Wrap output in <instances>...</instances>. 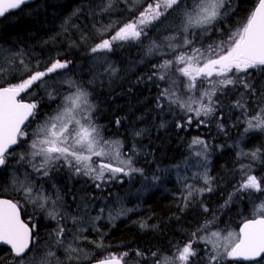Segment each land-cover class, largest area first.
I'll return each instance as SVG.
<instances>
[{
	"label": "snow or ice",
	"instance_id": "1",
	"mask_svg": "<svg viewBox=\"0 0 264 264\" xmlns=\"http://www.w3.org/2000/svg\"><path fill=\"white\" fill-rule=\"evenodd\" d=\"M121 0H99L89 13L93 19L96 15L111 14ZM128 11L126 22L110 21L107 25L96 28L98 43L89 48L94 56V63L103 68L102 75L109 78L118 74V69L109 64L106 57L117 49L127 45L148 44L146 56H171L161 63L152 66L149 80L169 82V87L160 90L156 97L157 108L163 111L164 101L170 110L179 109L181 120L176 123L182 129L193 123L204 125L206 118L216 113L218 94H222L237 86L245 90L246 95L255 98V106L249 111V105L243 100V95L236 100L233 107L239 108L244 114V133L258 131L264 133V88H257L250 80L253 75L264 76V0H256L254 7L247 15L236 23L235 31L230 26L225 34L224 24L236 15L239 9L238 0H122ZM28 0H0V17L9 14L11 10H22ZM92 9V5H88ZM83 14V6L75 8L62 24V32L68 33L70 28L78 26L72 23L73 18ZM155 30V38L149 39V33ZM164 33H167L166 35ZM210 34L219 38L205 45ZM107 37V38H104ZM87 42V37L81 35ZM75 44L73 43V45ZM23 51L12 52L11 49L0 47V80L5 76L16 79L15 73H20L19 82L0 86V169L9 167V160L14 159L16 166L27 165L21 179L16 172L12 173V184L15 192L25 203L31 204L45 214V219L57 221V227L49 232L48 238L55 246H64V237L68 229L60 220V209L64 207L63 195L53 182V193L45 189V184L52 179L53 174L67 169L72 176L88 177L96 182L99 189L104 183L116 180L117 174L131 177L136 173L143 175L144 170L134 166L137 155L135 146L130 154L121 152L120 140H105L102 135V125L95 121L96 105L89 99L91 93L87 87L78 83L71 76L58 80L53 84L48 81L52 74L61 75V70H69L71 60L55 58L50 60L43 70H33L30 60H26ZM59 55V54H58ZM107 64V67L104 65ZM39 61L37 62V66ZM174 70V72H173ZM173 74L183 84L184 93L180 94ZM89 85L94 83L88 82ZM67 88L66 92L61 89ZM33 88H42L50 101L59 100V104L51 114H45L37 128L28 133L24 129L30 126V121L39 114L40 102H24L21 94H29ZM176 89V90H173ZM188 98L184 99L183 96ZM186 117V119H185ZM203 117L204 119H201ZM117 125L120 121H116ZM163 127V125H161ZM223 130V125H219ZM141 133H135L139 136ZM27 150L17 153L14 147L28 141ZM199 146L200 150L192 153L198 158V163L205 171L193 174V179L203 180V186L196 188L188 184L187 178H182L184 186L180 200L183 206L180 211L188 209L197 196L203 197L205 192H213V178L206 170L208 159V144L199 137H194L189 148ZM237 156L250 157L251 161H264V148H256L251 152H240ZM96 158V159H94ZM250 170L249 166L241 165V172ZM147 180V177H145ZM153 183L161 180L153 175ZM264 195V177L257 178L248 174L242 178L228 199L220 206V211L230 210L236 198L252 197L254 194ZM207 215L210 209L202 202L198 204ZM132 209L109 213L108 219L115 221L126 215ZM256 215L245 219L238 233L228 232L226 236L221 231H210L217 227L215 214L211 219L204 220L186 241H177L170 246L175 249L172 255H161L159 251L151 252L154 264H225V261L242 259L247 264H264V201L254 210ZM103 213V209H101ZM98 215L94 220H100ZM68 219L67 213L63 220ZM78 217H72L74 223ZM21 219V204L12 199H0V246H4L5 255L0 258V264H52L55 253H42L39 245L38 232L40 224ZM141 228L147 227L143 222ZM155 227V226H154ZM99 232V229H96ZM201 233H204L203 235ZM77 237H74V239ZM95 243V242H93ZM203 244L201 251L196 245ZM97 247H103L97 244ZM73 258L72 253L79 250L70 244L65 249ZM129 253L111 255L98 261L97 264H127L125 257ZM137 257L145 253L139 249Z\"/></svg>",
	"mask_w": 264,
	"mask_h": 264
},
{
	"label": "trees",
	"instance_id": "2",
	"mask_svg": "<svg viewBox=\"0 0 264 264\" xmlns=\"http://www.w3.org/2000/svg\"><path fill=\"white\" fill-rule=\"evenodd\" d=\"M238 2L239 9L236 15L224 22L225 27L230 26L232 29V26H235L236 22L254 7L256 0H238ZM98 3L99 0H36L27 4L22 10L11 12L0 19V47L11 49L12 52L23 51L26 54L24 58L31 61L33 70H43L50 60L55 58L71 60L72 64L67 71L71 72L74 78L79 77L85 86H89L97 108L95 118L103 126L104 138L120 140L124 154H130L135 146L137 155L134 156L136 161L134 166L144 170L143 175L132 179L134 181L122 182L118 187L116 184L114 186L105 184L104 189L99 192L92 191L93 186L89 189L75 180L70 186L61 180L58 189L66 202L65 206L71 213L77 214L78 218L83 214H81L82 208L77 210L78 206L74 204L79 202L82 207L88 208L94 202L91 199L92 195L99 202L105 200L103 205L106 211L116 214L121 209L133 210L120 216L111 225H102L101 232L87 234L89 235L86 237L87 240L76 242L64 240V244L67 247L70 244L78 250H83L90 257L86 262L110 255L119 256L120 253L127 252L129 253L125 257L127 264H154L151 252L159 251L162 256L172 255L175 249L170 245L177 241L186 242L191 232L204 220L211 219L213 214L217 217V226L222 225L224 221L228 223V227L237 226L245 219H249L252 201L263 196L259 193L252 197L234 199V206L230 210L221 212L219 209L235 186L241 182L242 178L239 174L241 175L242 172L239 169L241 165L246 166L247 159L250 158L238 157L237 153L264 148V139L256 133L245 137L242 135L241 116L244 114L239 108L233 107V104L243 95V100L249 105V111L255 106V98L244 94V89L243 93H230L232 99H229L228 93L218 98L217 111L221 112L220 117H224L222 119L224 122L221 124L223 130L219 127L216 116H213L210 123L206 122L204 125L193 123L178 129L176 123L181 120L182 115L169 108L161 111L156 106V97L160 92L157 89L160 84L148 79L147 67L138 66L137 63L142 61L139 56L141 48L134 52L132 50L135 49L132 47H124L110 56L111 60H108V63L118 69V74L114 77L102 75L103 68L101 69L100 66L94 68V71L89 70L92 55L88 50L99 39L94 26L98 28L107 25L110 21L125 22L128 16L120 12L123 8L116 4L111 14H98L93 19L89 13ZM90 4L92 9L88 7ZM81 6H83V14L78 18L74 17L72 21L78 27L70 28L68 33H63L64 19L75 8ZM82 34L87 37V42L81 39ZM73 43L75 46H71ZM16 79L19 80V77ZM93 80L94 83L89 85L88 82ZM250 82L257 88H264V76L254 74ZM226 119L233 121V124L228 123ZM117 120L120 121L119 125L116 123ZM137 132L141 134L136 136ZM238 135L243 136L242 142ZM200 136L210 148L211 162L207 167H209V175L213 178L214 191L205 192L202 198L197 196L193 204L181 212L183 201L180 200V196L184 186L182 178H187L188 184L195 182L197 184L194 185H199L198 180L193 179L188 166L194 172H199L191 158L189 145L194 137ZM17 149L19 150V147H16L15 151ZM250 170L251 175L257 178L264 177V161L260 160V163L254 164ZM237 173H239L238 177ZM153 175L160 176L161 180L153 183L151 180ZM2 182L0 175V189ZM201 202L210 209L207 215L198 207ZM25 220H27L26 216ZM43 222L42 219L38 221L41 254L53 251L54 248V242L46 240L47 230L46 232L43 230L52 229L55 224L51 221L46 224ZM141 222L147 227L141 228ZM97 244H102L103 247H97ZM198 248L202 251L203 244H199ZM138 249L145 253L144 257L136 256ZM3 255L4 250H0V258ZM63 261L62 259V264ZM225 264L247 263L226 260Z\"/></svg>",
	"mask_w": 264,
	"mask_h": 264
},
{
	"label": "rangeland",
	"instance_id": "3",
	"mask_svg": "<svg viewBox=\"0 0 264 264\" xmlns=\"http://www.w3.org/2000/svg\"><path fill=\"white\" fill-rule=\"evenodd\" d=\"M118 4V6H121V8H123V11H120V12H122V13H124L125 14V16L128 14V11H127V9H126V6H125V4L122 2V0H121V2H119V3H117ZM128 18H130L129 17V14H128V16L126 17V20L128 19ZM123 22V21H122ZM126 22V21H125ZM225 24H222V25H220V26H222V27H224L225 28V34L227 35L228 34V28L229 27H225L224 26ZM230 25V24H229ZM239 25H235V26H232V31H235L236 30V28L238 27ZM218 27H219V25H218ZM231 28V27H230ZM165 35L167 34V33H164ZM104 38H107V37H104ZM152 38H155V30H153L152 32H150L149 33V39H152ZM219 37L218 36H216V35H214V34H210V39H207V40H205L204 41V43H205V45H207L208 43H210L212 40H216V39H218ZM100 39V38H99ZM99 39L97 40V41H95L90 47H92V46H94V44L95 43H98L99 42ZM148 40H145L144 41V44L143 45H136V46H132V45H127V46H125V48L127 47V48H130V47H132L133 49H135V50H132V51H137V50H139L140 48V54H139V56H141V58H142V61H140V62H138L137 64H138V66L139 67H147V71H148V74H149V76H151L152 75V72H153V68H152V66L154 65V64H159V63H161L162 62V60L163 59H171L172 57L171 56H160V54L159 53H157L156 55H154V56H146L144 53H145V49H146V46H147V44H148ZM89 51V50H88ZM142 53V54H141ZM90 55H92V54H90ZM112 54H109L107 57H106V60H107V62H108V60H111V59H109L110 58V56H111ZM94 61V56L92 55V57H91V59H90V66H89V70H95L96 68H98V66H99V64H96V63H94L93 62ZM145 64V65H144ZM107 64H105L104 65V67H107L106 66ZM113 65V64H112ZM114 66V65H113ZM79 67V66H78ZM143 67V68H144ZM79 68H81V66L79 67ZM82 68H83V66H82ZM95 68V69H94ZM102 69V68H101ZM100 69V70H101ZM130 70V69H129ZM96 72H97V70H96ZM173 72H174V70H173ZM89 73H92L91 71H89ZM147 73V72H146ZM15 76H16V78H20V73H15ZM67 76H71L73 79H75L78 83H82V81L79 79V77H76V78H74V76L71 74V72H68V71H65V70H61V75H57V74H52V78L48 81V83L51 85V84H53L54 82H56V81H58V80H61V79H64V78H66ZM178 77V74H173L172 76H171V79H175L176 80V83H177V87L180 89V94H183L184 93V89H183V84L181 83V80L180 79H178L177 78ZM153 80H155V79H153ZM155 81H157V80H155ZM13 82H15V83H17V82H19V80H17V79H13L12 78V76H5L2 80H0V86H2V85H8V84H10V83H13ZM159 82V84H160V86L158 87V89L157 90H161V89H163V88H166V87H169V82L168 81H165V82H160V81H157V83ZM83 84V83H82ZM87 87V90L91 93V91H90V88H89V86H86ZM173 90H176V89H173ZM61 91L62 92H66L67 91V88L65 87V88H63V89H61ZM227 93H228V97H229V99H232V97L230 96V93H234V94H239V93H243V88L242 87H240V86H237V87H235V88H231L230 90H228V91H226V92H224V93H222V94H218V97H221V96H223L224 94H226L227 95ZM22 97L24 98V99H26V100H28V101H30V102H33V100H36V101H39L40 102V107H39V114H38V116L35 118V119H33L32 120V122L30 123V126L29 127H27L26 129H25V131L26 132H28V133H31V132H33L36 128H37V126H38V124H39V122H41L43 119H44V116H45V114H51V113H53V111L56 109V107H57V105L59 104V100H57V101H55V102H53V101H50L48 98H47V96H46V94H45V91H44V89H42V88H33L32 89V92L31 93H29V94H27V95H25V94H23L22 95ZM93 97H92V93H91V95H90V97H89V99L91 100V102L93 103V104H95V102H94V100L92 99ZM183 98L184 99H187L188 98V96L187 95H184L183 96ZM164 103V109L163 110H165L166 111V109L167 108H169L168 107V104H167V101H164L163 102ZM96 105V104H95ZM167 105V106H166ZM250 110V109H249ZM173 111H175V112H177L178 114H181L182 115V113H180V111H179V109H175V110H173ZM176 113V114H177ZM213 116H216V121L219 123V125H221L222 124V122H224V120H222L224 117H220V116H222L221 115V112L220 111H216V114L214 113L213 114ZM213 116H211V117H208V118H206V122H211V119L213 118ZM242 118H243V120H244V115L243 116H241ZM201 119H204L203 117H201ZM228 119V118H227ZM226 119V120H227ZM225 120V121H226ZM243 120H242V123H243ZM95 121H96V123H98L97 122V119L95 118ZM229 120H227V122H228ZM209 122V123H210ZM228 123H231V124H233V121H229ZM99 124V123H98ZM99 125H101V124H99ZM237 127H239V126H237ZM246 127V125H244V123H243V125H242V135L245 137V135H249V134H258V135H260L261 137H263L262 139H264V133H260V132H258V131H250V132H248V133H244V128ZM224 128V127H223ZM102 135H103V131H102ZM240 135H238V137H239ZM243 136L241 137H239V139L241 140V142H242V140H244L243 139ZM33 137H31V136H29L28 137V141L27 142H25V143H23V144H21V146L19 147V150L17 149V153H19V152H21V151H26L27 150V143H30V141H31V139H32ZM103 138H104V136H103ZM199 138H201L202 140H204L205 141V139H203L201 136L199 137ZM105 140H115V139H107V138H104ZM206 142V141H205ZM207 143V142H206ZM220 149V148H219ZM191 150V158H192V160H194V162H195V168L197 167V170H199V173H203L204 171H205V167H202L201 165H200V163H198V158L197 157H195L194 155H192V153L193 152H195V151H199L200 150V147L199 146H193V148H191L190 149ZM121 152H122V150H121ZM209 152H210V148H209V145H208V159H207V162H206V170H207V172L209 171V167H207V166H209V163L211 162V158L209 157L210 156V154H209ZM123 153V152H122ZM94 159H96V158H94ZM11 163V165L9 166V180H8V184H7V190H8V195H12L14 198H18L19 199V202L21 203V205L23 206V209H24V212H25V216H26V218H27V221H29V217H33V221L32 222H38L39 220H43L44 222V224H46L47 222H49V221H51V222H53L55 225L52 227V229H48V228H45L44 230H43V232H46V230H47V234L49 233V232H51L53 229H55L56 227H57V221H55V220H50V219H45V214L44 213H41L40 212V210L39 209H34L33 208V206L31 205V204H28V203H25L24 202V200L21 198V196L20 195H18L16 192H15V189H14V186H13V184H12V173L15 171V172H17V173H19L18 174V176L21 178V179H23V174H24V172L26 171V170H28V171H30V169L28 168V166L27 165H24V166H22V167H19V166H16V162H15V160L14 159H10L9 160V164ZM259 164L260 163V160H257V161H251V159L249 158V159H247V163H246V166H249L250 165V168L251 167H254V164ZM184 166V165H183ZM185 168H186V166H184ZM188 170L192 173V174H194V173H197V172H194V170L193 169H190L189 168V166H188ZM239 170H241V168L239 169ZM209 173V172H208ZM238 174L239 173H237V177H238ZM248 174H251V170H249V172L248 173H242L241 175L239 174V177L240 178H246V175H248ZM118 175V178L116 179V180H113V181H110V182H107V183H104L103 185H102V187L101 188H97L96 186H95V183L96 182H94V181H92L91 179H89L88 177H83V176H72L70 173H69V171L67 170V169H63L62 171H60L59 173H56V174H53V176H52V179L50 180V181H48L46 184H45V189L49 192V193H53V189H52V187H51V185H52V183L54 182L55 184H56V186H57V188H58V183L61 181V180H63V181H65L69 186L71 185V184H73V181L75 180L78 184L80 183V185L81 184H83L84 186H86V188H89V189H91L90 187L91 186H93L92 187V191H101V190H103L104 189V187H105V184H108V185H111V186H114V184H116V186L118 187L119 185H120V183H122V182H124V183H127L128 182V180H131V181H134V180H132V179H136L138 176H141L139 173H136V174H134L133 176H131V177H128V176H123V175H121V174H117ZM59 178H63V179H59ZM59 179V180H58ZM72 182V183H71ZM71 183V184H70ZM198 183H199V185H195V187L196 188H200V187H202L203 186V180L202 179H199L198 180ZM145 184V183H144ZM193 184H197V183H193ZM85 188V189H86ZM94 189V190H93ZM6 190V189H5ZM97 192V194H99L100 195V193H98ZM94 195H92V197H91V199L94 201H92L93 203H92V205L90 206V207H88V208H86V207H82V205H81V203H79V202H76L74 205H76V206H78V208H77V210L81 207L82 208V210H81V214H82V216H81V218L79 219V222L78 223H74L73 222V220H72V217H76L77 216V214L76 215H74L73 213H71V211L69 210V208L68 207H66L65 206V200L63 199V202H64V207H62L61 209H60V220H61V223H62V225L63 226H65L67 229H68V232H67V234H66V236L64 237V240H74V242H76V241H81V240H87L86 239V237H88L89 235H87V234H97V231H96V229H99V232H101L100 231V229H102V225H111L112 223H113V221H110L109 219H108V216H109V213H110V211H106V209L104 208V205L103 204H105V200L103 199V200H101L100 202L99 201H97V200H95L94 199V197H93ZM69 200H71V199H69ZM100 200V199H99ZM253 201H255L254 203H253ZM252 201V206H250V207H252V209H251V215L249 216V218H252L253 217V215H256V214H258V213H256L254 210H255V207L256 206H258L262 201H264V195L263 196H261L260 198H258V199H255V200H253ZM71 204V203H70ZM94 204V205H93ZM251 204H249V205H251ZM67 205V204H66ZM72 205V204H71ZM86 208V209H85ZM101 209H103V213H101ZM77 210H75L76 212H77ZM65 213H67V216H68V219L66 220V222L63 220V215L65 214ZM113 215H115V213H113V212H111ZM98 215H102V218L100 219V220H94V218L96 217V216H98ZM81 223V224H80ZM238 227H239V224L237 225V226H231V227H228V223H225V221H224V223L222 224V225H219V226H217V227H215V228H212V229H210V231H221L222 232V235H224V236H226L227 235V233L228 232H233V233H238ZM98 232V233H99ZM39 233V232H38ZM42 233V232H41ZM46 234V240H49V238H48V235ZM81 234V235H80ZM202 235L204 234V233H201ZM80 235V236H79ZM74 237H77V238H75L74 239ZM41 244V242L39 241V245ZM52 245H53V243H52ZM53 251L52 252H54L55 253V255H54V261H52V264H62V259L64 260L63 262H64V264H68V263H70V264H78V263H83V262H86V261H88V259L90 258L87 254H85V252H83V250L81 251V250H79L77 253H72V256H73V258L71 259V260H67L66 258H68V253L65 251V247H67L65 244H64V246L63 247H57V246H55V244L53 245ZM72 247L73 248H75L73 245H72ZM196 247H199V245H196ZM55 249V250H54ZM63 251V252H62ZM61 253V254H60ZM111 256V255H110ZM110 256H107V257H104V258H109ZM65 260H67L66 262H65ZM58 261V262H57Z\"/></svg>",
	"mask_w": 264,
	"mask_h": 264
},
{
	"label": "flooded vegetation",
	"instance_id": "4",
	"mask_svg": "<svg viewBox=\"0 0 264 264\" xmlns=\"http://www.w3.org/2000/svg\"><path fill=\"white\" fill-rule=\"evenodd\" d=\"M116 52H118V49L116 50ZM23 95V94H22ZM23 99V98H22ZM15 151V149H14ZM0 175H1V181L3 180L2 182V186H1V189H0V199L1 198H5V199H12L14 202L16 201H19V199L16 197L14 198L12 195H8V190H7V184H8V178H9V167L4 170V169H0ZM6 189V190H5ZM21 204V203H20ZM21 217L24 221H27L25 220V212H24V209H23V206L21 205ZM28 222V221H27ZM4 246H0V248L3 249ZM4 255H5V251H4ZM4 255L1 257L3 258Z\"/></svg>",
	"mask_w": 264,
	"mask_h": 264
},
{
	"label": "water",
	"instance_id": "5",
	"mask_svg": "<svg viewBox=\"0 0 264 264\" xmlns=\"http://www.w3.org/2000/svg\"><path fill=\"white\" fill-rule=\"evenodd\" d=\"M36 0H28V3L27 4H30V3H33V2H35ZM26 4V5H27ZM14 11H16V10H11L10 11V13L11 12H14ZM7 15V14H6ZM2 17H0V19H1ZM2 87H6V86H2ZM24 102H27V101H24ZM15 148V147H14ZM1 199H5V198H1ZM21 219H22V217H21ZM23 220V219H22ZM242 224V223H241ZM241 224H240V226H241ZM240 226H239V228H240ZM104 259H106V258H103V259H99V260H95V261H91V262H87V263H84V264H97V262L98 261H101V260H104ZM234 262H237V263H247L246 261H243L242 259H237V260H234Z\"/></svg>",
	"mask_w": 264,
	"mask_h": 264
},
{
	"label": "bare ground",
	"instance_id": "6",
	"mask_svg": "<svg viewBox=\"0 0 264 264\" xmlns=\"http://www.w3.org/2000/svg\"><path fill=\"white\" fill-rule=\"evenodd\" d=\"M21 96H22V94H21ZM30 123V122H29ZM25 130V129H24Z\"/></svg>",
	"mask_w": 264,
	"mask_h": 264
}]
</instances>
